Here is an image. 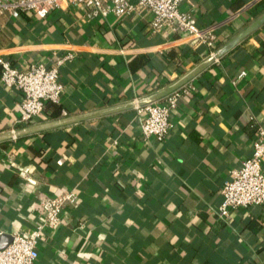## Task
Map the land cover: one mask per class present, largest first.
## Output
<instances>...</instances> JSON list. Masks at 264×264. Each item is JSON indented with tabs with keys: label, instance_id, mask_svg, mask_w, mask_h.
<instances>
[{
	"label": "crops",
	"instance_id": "1",
	"mask_svg": "<svg viewBox=\"0 0 264 264\" xmlns=\"http://www.w3.org/2000/svg\"><path fill=\"white\" fill-rule=\"evenodd\" d=\"M251 1L181 3L213 26L211 47L152 33L148 12H0V55L18 67L74 55L59 102L29 122L21 91L0 83V235L29 232L38 201L73 188L37 264H264V204L217 217L223 181L252 152L250 119L264 126V0ZM188 82L170 131L143 138L129 102Z\"/></svg>",
	"mask_w": 264,
	"mask_h": 264
},
{
	"label": "built area",
	"instance_id": "2",
	"mask_svg": "<svg viewBox=\"0 0 264 264\" xmlns=\"http://www.w3.org/2000/svg\"><path fill=\"white\" fill-rule=\"evenodd\" d=\"M184 0H0V12L17 15L19 11L49 12L77 6L87 17L112 13L119 17L151 14L149 28L152 33L169 30L183 33L207 47L214 45L216 32L212 25L199 26L192 12L180 8ZM252 0L251 2H255ZM73 52L55 55L50 63L35 62L20 68L0 55V83L16 87L22 93L19 123L29 122L40 115L46 102L58 103L64 85L60 69L73 59ZM246 74L241 71L239 76ZM195 90L192 83H184L161 97L151 98L133 105L143 138L154 136L162 139L173 126L172 111L182 95ZM138 97L131 101L146 98ZM252 136V152L230 169L220 187L221 201L217 217L225 219L230 208L264 204V126L255 118L248 123ZM75 190L67 189L46 196L38 201L39 219L27 233L13 232L7 246L0 248V264H37V244L47 228H55L62 221L65 208L77 202Z\"/></svg>",
	"mask_w": 264,
	"mask_h": 264
},
{
	"label": "water",
	"instance_id": "3",
	"mask_svg": "<svg viewBox=\"0 0 264 264\" xmlns=\"http://www.w3.org/2000/svg\"><path fill=\"white\" fill-rule=\"evenodd\" d=\"M151 98H156V96H155V95H150V96H148V97H146V98L139 99V100H137V101H130V102H129V105H130V106H133V105H135V104L142 103V102H144V101H146V100H148V99H151ZM10 240H11V234H10V230L8 229V230L4 231V232L0 235V248H3V247H5V246H7V244L10 242Z\"/></svg>",
	"mask_w": 264,
	"mask_h": 264
}]
</instances>
